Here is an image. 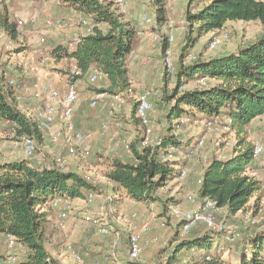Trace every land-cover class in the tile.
Returning a JSON list of instances; mask_svg holds the SVG:
<instances>
[{"label":"trees","instance_id":"trees-1","mask_svg":"<svg viewBox=\"0 0 264 264\" xmlns=\"http://www.w3.org/2000/svg\"><path fill=\"white\" fill-rule=\"evenodd\" d=\"M59 1L98 26H94L93 33L82 36L70 51L65 44L59 43L50 53L58 60L74 59L82 76L92 67L101 70L109 82V89L95 90H124L129 84L126 56L133 49L138 29L123 20V14L113 0ZM153 3L158 6L156 16L159 19L165 0H153ZM184 19L189 34L186 45L182 47L181 59L199 37L221 29L228 21L258 20L264 24V0H187ZM0 25L15 36V24L9 23L1 11ZM167 47L168 41L164 36L161 41L163 53ZM181 59L174 74L175 86L171 90L165 88L169 75L165 71L159 103L165 105V118L170 124L179 117L220 120V116H224L230 119L228 128L235 136L232 154L225 159L212 158L208 162L197 195L200 199H211L229 214H236L243 211L261 189L258 178L248 173L254 160L248 126L254 118L264 114V32L255 41L222 55L198 56L185 66ZM200 79L213 82L183 89L188 82ZM129 114L138 127L134 104ZM0 121L7 123L17 136L32 137L34 148L43 143L39 123L21 111L13 91L3 79H0ZM140 132L141 129H137V134L129 142L132 160L112 158L103 163L100 174L114 184V194L121 191L135 202L149 204L160 201L164 208L169 207L177 200L174 197L160 199L156 192L178 175L179 168L175 161L163 158L168 148H185L190 142L180 140L173 127L169 126L161 136L160 145L142 147ZM30 157L0 162V236L11 235L25 247L23 264H59L45 245L44 228L50 216L47 205L54 198L83 199L88 192L96 193L98 187L75 171L57 168L54 161L35 165ZM216 233L205 229L177 240V231V242L169 258L175 260L185 252L193 264H264V229L245 236V240L235 248V259L221 256L222 251H230V247L221 249L215 242Z\"/></svg>","mask_w":264,"mask_h":264},{"label":"rangeland","instance_id":"rangeland-1","mask_svg":"<svg viewBox=\"0 0 264 264\" xmlns=\"http://www.w3.org/2000/svg\"><path fill=\"white\" fill-rule=\"evenodd\" d=\"M43 1L45 4L43 8H46L47 16H44L40 10H32L27 5H24V3L30 4L31 0H0V11L7 17L9 23L15 24L16 28V34L14 36L10 34L3 25H0V77L1 75L2 77L6 75L8 79L12 77L18 81L19 86H17L14 92L15 102L24 113H32L40 102L39 99L30 104L27 102V97L30 93L32 92L34 95L36 92L33 86V76H30L32 74H29L28 67L31 65L36 66V74L39 76L43 74L44 70H48L51 81L56 80L54 78L52 79V77L62 78L65 70L68 69L66 60L60 62V65L55 64V67L53 63L43 58L49 54L51 49L58 43L66 44L67 40L73 38V34L66 32L64 21L65 17L74 13V10L63 5L55 6V4L49 0ZM186 3L187 0H165L164 11L161 14V18L158 19L156 16V8L158 6L153 3V0H126V9L123 13L121 12L123 14V20L129 21L139 30H141L143 26H152L156 23L158 30L154 31V35L149 37L148 40L156 44V48H154L155 53L159 54V48L161 52L159 55L160 58L158 59L159 70L157 73L152 74L144 81H141L138 75L134 74L136 80L139 82L136 87L130 86L128 81L129 84L124 90L116 89L113 92L110 91L111 94L115 93L125 98L126 103L124 104L123 111L127 112L132 109L135 100L144 89H152L154 92L152 95L153 97H157L158 99L161 97L164 89L161 82L166 71L163 66L164 53L161 50V41L166 34L170 33L172 39L168 42V49L173 60L174 72L168 75L165 88L171 90L175 86L174 74L181 59L182 47L186 45L188 41L187 34H189L187 24L184 23V9ZM139 5H141L139 11L135 12L134 9L139 7ZM131 7L132 10L130 9ZM132 13L133 16H131ZM147 18H150L151 22H147ZM169 25H172L171 28ZM263 32L264 24L258 20L228 21L221 29L213 32L211 31L199 37L186 53H191L196 57L200 56L202 58L222 55L236 50L239 46L255 41ZM139 37L141 36L137 35L134 39L136 47ZM212 37H217L219 43L215 47L210 48L209 40ZM43 63L47 64V66L45 67ZM57 66H59V68H57ZM54 72L57 75H54ZM130 74L133 75L132 72ZM34 76L36 75L34 74ZM208 82L210 83V81L206 79L190 81L183 89H192L196 86L201 87L207 85ZM101 87L109 89V86L104 82L89 85V88H93V90ZM32 88L33 91H31ZM158 103L155 105V103L152 102L153 108L150 112L151 128L152 131L154 128V133L156 135L154 137H159L160 133L167 132L169 126L172 124L165 119L166 108H160ZM123 111L115 114L116 119H122L117 115L123 113ZM225 120L226 118L222 117L218 124H222ZM41 125L44 124L42 123ZM130 127L128 126L129 131ZM173 131L180 140L192 144L193 152L190 155H192V157L196 156L201 165L208 163L212 158L225 159L232 154L235 143L234 133L229 129L223 130L218 128V125L215 124L208 126L205 119L187 120L178 125V127H173ZM249 138L253 144L264 141V118L259 120V124L254 126V129L250 132ZM34 150L36 154L41 152L38 146H36ZM172 153L173 156L171 159L176 161L175 159L179 157L178 152ZM51 154L52 153L47 152L48 157H50ZM22 157H25V147L18 142L11 127L4 124L3 121H0V162L20 159ZM83 160L88 161L86 158ZM248 173L254 175L260 181V192L249 200L243 211L237 212L236 214H229L225 209L219 208L215 215L216 225L219 227L213 230L218 234L215 242L217 241L221 249L230 247V251H222V257H231L235 259V248L245 240V236L264 229V152L253 160L248 168ZM96 181H100V183ZM96 181L95 185H97L98 190L93 194V199L95 195H98V197L100 196L99 200L101 203H99L97 208L103 206L105 214L104 221L114 230L118 231L119 229H117L115 222L112 220V215L114 214V208L118 205L119 200L118 198L115 199L113 194L109 197L111 191L108 190L109 186L106 181L101 178H98ZM174 187L175 184L170 183L169 186L159 189L158 197L160 199L175 197L179 202V206L186 208L191 207L189 204H180L187 196L182 193L179 188L174 190ZM177 193L180 194L178 195ZM77 202L78 206L76 207H80L84 205L85 202H88V200L84 197ZM111 203H113V205H109ZM122 209H126V206ZM84 210L85 209H81V211ZM88 212L93 213L92 211ZM95 212L94 214H96ZM115 213L117 214L118 211H115ZM147 214H151V220L157 223L156 225L159 228L156 229L161 233L160 237L158 236V239L154 242V246L151 248L147 247L145 249L142 245L140 256L136 260L130 261L127 256V237L133 230H129L128 228H125L122 232L119 230L120 236L118 238L111 235L113 236L114 244L123 245L122 257L119 261H122L123 264H130V262L136 264L137 261L139 262L142 260L146 264H193V260L189 258L185 252L180 253L175 260H171L169 257L177 240L191 237L195 235L196 232H204L205 228L198 226L197 228L190 229L188 232H184L181 221L171 217L169 207L164 208L160 201L152 202L150 207L147 208ZM76 217L79 227L72 236H66L61 232L56 236L54 243L47 241L48 238L45 236V245L50 253L55 250L56 245V247H58L64 243L65 245L79 243V235L86 233L90 224H86L80 216ZM84 226L85 228H83ZM177 231L178 239L176 240L175 236ZM92 235L93 238L91 242L101 246L105 245L104 243L106 240H109L106 237L110 236L100 233L97 227L92 228L91 236ZM108 242L106 243L108 244ZM160 246H162V248L159 249L158 247ZM99 253L102 254L101 252ZM99 253L96 254V257ZM25 254L26 249L23 245L17 243L14 247L8 248L6 246V239L0 236V264H7V262L11 264H23ZM50 255L56 259L58 254ZM107 255V253L104 254L106 257ZM8 257H11V259L8 260ZM102 257V255L98 256L99 259H103Z\"/></svg>","mask_w":264,"mask_h":264},{"label":"crops","instance_id":"crops-1","mask_svg":"<svg viewBox=\"0 0 264 264\" xmlns=\"http://www.w3.org/2000/svg\"><path fill=\"white\" fill-rule=\"evenodd\" d=\"M51 2L55 4L53 1ZM24 5L25 6L27 5L32 10L33 9L40 10V12L44 14V16L48 15L46 14V10H45L46 8H43L45 5L43 0H31L30 4L24 3ZM55 6L58 5L55 4ZM140 6L141 5H139V7H136L134 11L135 12L139 11ZM130 9L132 10V7ZM131 16H133V13L131 14ZM184 23L187 24L186 21H184ZM64 27L67 33L73 34V38L76 35L83 32V28L81 27L80 28L68 27L65 24ZM156 30H158V28H155L154 25L146 26V27L143 26L141 30L138 29L136 36L140 35L141 37H139L137 41L138 43L137 47L135 43H133L132 51L126 56V67L128 72L127 77L130 86L132 87H136L139 83L136 80L135 75H138L140 80L144 81L147 80L152 74L157 73L159 70L158 59L160 58L159 57L161 52L160 48H159V54L155 53L154 48H156V44L151 40H148L149 37H152V35H154V31ZM67 61L69 63L73 62V60L71 59H67ZM60 62H62V60H59L53 64L56 67L55 64L60 65ZM43 65L45 67L47 66V64L45 63H43ZM57 68H59V66H57ZM131 72L133 73V75L134 74L135 75L134 76L131 75L130 74ZM48 74H50L49 71L44 70L41 76L37 74H35L36 76H34V74L30 76H33V81L37 77V79H39L40 81L57 86L59 88H64L66 86L67 79L65 75H63L62 78L52 77V79L54 78L56 80L51 81V77H49ZM54 75L57 74L54 72ZM87 75L88 74L86 73L83 78L75 82V85L78 89V101L74 106V121L76 128L84 132H88L90 134V137L83 143L84 147L88 149L90 154L86 158L88 159V161H84L83 159L80 158L66 157V168L64 170L75 171L79 173L81 176H83L84 174H89L91 177H93V184H96V182L100 183V181H96L98 178L99 179L101 178L102 180L106 181L109 186L108 190L111 191V193H109V197L112 196L113 194L115 196V199L118 198L119 200L118 205L115 206L114 208L113 211L114 214L112 215V220L115 222L117 229H119L121 232L125 228H128L129 230H133L136 225L142 222V220H148L149 228L145 233L142 234L140 238V242L141 245H143V248L145 249L147 247L151 248L154 246L155 244L154 242L158 239V236L160 237L161 235V233L158 232L159 230L156 229L159 227L156 225L155 221L151 220L152 215L147 214V208L150 207L152 202L149 204L135 202L127 198L121 191L117 194H114L113 191L114 184L111 181L104 178L103 176H101L100 174L103 163H106L108 160L112 158H119L122 161L132 160V154L128 153L125 150L124 145L125 143H127V141L128 143L131 142V140L135 137V135L137 134V129H139V126L137 127L130 119V114H129L130 110H128L127 112L123 111L124 110V105H123V107L117 112L120 113L123 111V113L117 115L120 118H122L121 120L123 121V126L121 128L117 127L115 124V121H117L116 116H111L108 112V102L112 99L113 93L111 94L109 90L98 91V90H93V88H89V85H95L96 83L90 84L87 80ZM100 82H104L107 86H109L108 80H104ZM161 83L163 84V82ZM101 88L104 89V87ZM31 91H33V88L31 89ZM160 99L161 97L159 99L157 97H153V96L151 97V101L155 103V105L158 103ZM35 101L37 100L34 98V95L31 92L30 95L27 97V102L30 104L31 102H35ZM92 101L95 102L94 105H92L91 103ZM158 105L160 108L165 107V105H161L160 103H158ZM220 118H222V116H220ZM263 118H264V114L254 118L251 121L250 125L248 126L249 135L250 132H252V129H254V126L259 124V120H262ZM4 124L9 126L5 122ZM57 126H58L57 124L41 125V129L43 132V143L38 145V148L41 150V152H39V154L34 153L33 156L29 158L33 164L47 165L48 163H51L53 161L55 155L60 153L64 154L63 143L62 142L54 143L51 140L52 135L57 130ZM128 126L129 127L131 126L130 127L131 132L129 131ZM102 129L106 131V134L105 136L100 137L98 132L101 131ZM129 132L132 134H130ZM154 132L155 131L153 128V132H152L153 137L156 136ZM165 133L166 132L160 133V136H163ZM47 152L52 153L50 157L47 156ZM174 152L175 153L178 152L179 155L178 159H175L176 160L175 162L177 163L176 167L179 168V170L180 168H182L185 171V178L180 181L177 179L176 176L170 179L167 182L166 186H169L170 183L175 184L174 190H177L179 188V190L187 196L185 199L182 200L180 204L182 205L189 204L190 206H192L188 199L191 195L197 194L201 176L208 163L201 165L198 161V158H196V156L192 157V155H190L193 152L192 144L187 145L185 148H176ZM177 194L179 195L180 193ZM156 195L157 196L159 195L158 191L156 192ZM96 197H98V195H95V198L92 201L85 202L84 205H81L80 207H76V206H78L77 201L81 199L69 200V205L73 208L72 212L64 210L65 204L63 203V201H60L56 208L53 207L50 202L47 205L48 208L50 209L49 221L47 222L44 228V235L48 238L47 241H51L52 243H54L56 236H58L61 232H63V234L66 236L68 235L72 236L75 230L79 227V223L76 220L77 215L75 214L77 211L81 209H85L84 211H92V212L98 211L99 209L104 210L103 206L97 208L99 203L101 202L99 200L100 196L98 198ZM176 203L179 204L178 200ZM109 205H113V203ZM124 206H126V209L123 210L122 208ZM115 211H118V213L116 214ZM60 212H65L66 216L64 218H61L59 216ZM132 214H136V216L132 217ZM83 228H85V226ZM92 228L94 227L90 225L89 229L86 230V233L79 235V239H78L79 243H73V245L72 244L65 245L64 243L63 245H59L58 247H56L57 246L56 245L55 250H53L52 253L49 252L47 247L46 249L49 252V254H55V255L58 254L57 255L58 259L57 258L56 259L59 261L60 264H75L71 255L72 250L79 253L83 261L87 264H93L95 261H97V263L99 264H113L115 260L119 261L122 257L123 245L121 244L118 245L117 243L114 244L113 243L114 239L113 236L111 235L106 237L107 239H109L106 240V242L108 241L110 242H108V244L105 242L104 243L105 245L103 246L91 242V239L93 238V235L91 236ZM197 233L199 234V232H196V234ZM158 248L160 249L162 248V246ZM99 252H101L102 254H100ZM97 253H99L98 256L102 255L103 259H99L98 256L96 257ZM105 253L108 254L107 257L104 256ZM139 262L137 261L136 264H146L143 260ZM130 264L132 263L130 262Z\"/></svg>","mask_w":264,"mask_h":264},{"label":"built area","instance_id":"built-area-1","mask_svg":"<svg viewBox=\"0 0 264 264\" xmlns=\"http://www.w3.org/2000/svg\"><path fill=\"white\" fill-rule=\"evenodd\" d=\"M56 5L61 6V2L59 0H51ZM115 6L117 7L119 12H124L126 9V0H113ZM147 22H151L150 18L146 19ZM64 24L68 27H81L83 28V32L76 35L73 39L67 41L66 48L67 51H70L74 45L81 39L82 36L86 34L93 33L94 26H98L96 24H91L89 20L84 17L81 13L74 11L73 14L65 17ZM172 25H169L171 28ZM154 27L157 28L156 23H154ZM166 39L168 42L171 41L172 35L166 34ZM157 38V37H156ZM155 38V39H156ZM219 43V39L217 37H212L209 40L210 48L215 47ZM46 61L51 63H55L59 60H66L68 64V69L65 70L64 75L66 76L67 83L64 88H59L57 86L44 83L37 79V77L33 81V86L36 90L34 93L35 99H39L38 105L35 107L32 113H27L34 121L38 122L41 128V124L53 125L57 124V130L52 135V141L54 143H63L64 146V154L60 153L54 156L53 161L57 168L65 169L66 168V157H74L85 159L89 156V151L84 147L83 143L90 137L88 132H84L75 126L74 121V106L78 101V89L75 85V82L80 80L85 76H82V71L76 65L74 59L71 58H61L57 59L51 53L47 54L43 58ZM67 59L73 60V62L69 63ZM197 57L191 53H186L184 57L181 59V64L183 66L188 65L195 61ZM163 66L168 74H172L174 72L173 69V60L171 58L170 51L168 47L164 51L163 55ZM28 71L32 74H36V66L31 65L28 67ZM87 80L90 84H94L100 81L107 80L106 75L99 69L92 67L87 72ZM79 76H82L81 78ZM79 77V78H77ZM0 79H3L6 83V86L10 88L13 93L17 86H19L18 81L16 79L10 78L8 79L6 75H1ZM153 95L152 89H144L135 100V115L139 121V128L141 129V146H154L160 145L161 137L152 136V128H151V120H150V112L153 108L151 97ZM15 97V93H14ZM92 105L95 104L94 101L91 102ZM126 103L124 97L119 96L118 94H113L112 99L108 102V112L111 116H115V114L123 107ZM187 121L184 117H179L173 119L171 126L178 127V125ZM208 126L210 125H218V128L223 130H227L228 125L230 123V119L226 118L225 121L218 124L219 119L214 118L212 120L205 119ZM117 127L121 128L123 126V121L121 119H117L115 121ZM15 127V124H13ZM15 134V132H13ZM100 137L105 136L106 131L102 129L98 132ZM18 142L21 143L25 147V156L30 157L34 151V139L27 135L17 136ZM125 150L128 153H131L129 143H125ZM176 148L170 147L167 149V153L164 156V160L172 161L171 157ZM193 150V147H192ZM264 152V141L261 143L253 144V152L252 157L256 159ZM87 182L93 183V177L89 174H84L82 176ZM185 178V171L180 168L179 173L177 175L178 180H183ZM92 192H88L85 195V198L88 201L93 199ZM68 198H54L51 201V205L53 207H57L60 201H63L65 204V211H73V208L69 205ZM189 202L191 203V207H181L178 204H173L169 206L170 216L181 221L183 231L188 232L190 229L196 228L198 226H202L208 230H214L219 228L216 225L215 215L217 210L219 209L215 202L208 198L200 199L197 194H193L189 197ZM96 214L88 212V211H77L75 214L80 216L86 223L97 227L100 233L104 235H114L116 238L120 236L119 232L114 230L111 226H109L105 221V214L103 209H99L95 212ZM59 216L64 218L66 216L65 212H60ZM136 214H132V217H135ZM156 223V222H155ZM157 224V223H156ZM162 225V224H161ZM149 228V221L142 220L138 225L135 226L132 233L127 237L128 244V259L130 261L136 260L142 251V245L140 242V238L143 233H145ZM6 246L8 248H12L17 245L16 240L11 235H5ZM117 241V240H116ZM72 258L75 264H87L83 261L81 255L76 251H71ZM11 257H8V260ZM49 260V258H47ZM7 264H11L7 262ZM93 264H99L95 261ZM113 264H123L121 261L115 260Z\"/></svg>","mask_w":264,"mask_h":264}]
</instances>
